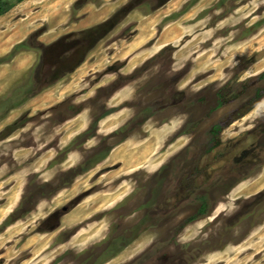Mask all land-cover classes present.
<instances>
[{"label": "rangeland", "instance_id": "1", "mask_svg": "<svg viewBox=\"0 0 264 264\" xmlns=\"http://www.w3.org/2000/svg\"><path fill=\"white\" fill-rule=\"evenodd\" d=\"M9 1L0 264H264V0Z\"/></svg>", "mask_w": 264, "mask_h": 264}, {"label": "flooded vegetation", "instance_id": "2", "mask_svg": "<svg viewBox=\"0 0 264 264\" xmlns=\"http://www.w3.org/2000/svg\"><path fill=\"white\" fill-rule=\"evenodd\" d=\"M219 132V130H217L216 128H214V127H212L211 128V133L212 134H216V133H218ZM223 173V175L222 176H229L230 177V173H229V171H228V173L227 172H222ZM221 173V174H222ZM191 177V176H190ZM224 178V177H223ZM238 182V180L236 179V180H232L231 181V183L227 186V188H226V191H227V189H232L233 188V186L236 184ZM204 196L202 197V198H200L201 200L199 201L200 203H199V205H198V207H197V210H196V216H198V215H200V216H209V214H210V209H211V203L210 202H208V201H206V193H204L203 194ZM158 214H159V212H157ZM157 213H155V214H157ZM195 218V216H192V219H194ZM187 221H189V222H191V219H188V220H186V222ZM113 249V247H109V249L108 250H112ZM98 258H102V256H95V260L91 263V264H93V263H96L97 262V259Z\"/></svg>", "mask_w": 264, "mask_h": 264}, {"label": "trees", "instance_id": "3", "mask_svg": "<svg viewBox=\"0 0 264 264\" xmlns=\"http://www.w3.org/2000/svg\"><path fill=\"white\" fill-rule=\"evenodd\" d=\"M17 1H20V0H17ZM13 4H14V2H11V1L7 2V0H0V15H2L4 12L9 10ZM22 46H23L22 44H19V45L15 46L14 50L17 51ZM14 50H13L12 54L15 52ZM19 95H20V93H19ZM21 101H23V100H21ZM3 105H4L3 103H0V107ZM19 105H20V101L13 103L12 106H10V109L15 108ZM213 127L216 128L217 130L220 129V127L217 125H214Z\"/></svg>", "mask_w": 264, "mask_h": 264}, {"label": "bare ground", "instance_id": "4", "mask_svg": "<svg viewBox=\"0 0 264 264\" xmlns=\"http://www.w3.org/2000/svg\"><path fill=\"white\" fill-rule=\"evenodd\" d=\"M71 1V0H70ZM70 3V2H69ZM41 21V20H40ZM33 22V21H32ZM35 22V21H34ZM4 24V23H3ZM9 28V27H8ZM32 29V28H31ZM50 31V30H49ZM235 264V263H234Z\"/></svg>", "mask_w": 264, "mask_h": 264}]
</instances>
